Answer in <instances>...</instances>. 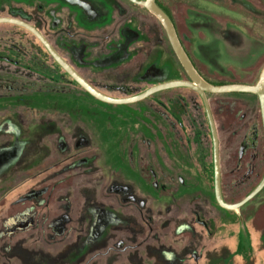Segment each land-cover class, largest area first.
I'll return each mask as SVG.
<instances>
[{
  "label": "rangeland",
  "instance_id": "rangeland-1",
  "mask_svg": "<svg viewBox=\"0 0 264 264\" xmlns=\"http://www.w3.org/2000/svg\"><path fill=\"white\" fill-rule=\"evenodd\" d=\"M157 2L203 79L257 82L264 0ZM3 7L0 16L12 12ZM142 24L144 61L76 70L113 98L188 80L160 23L150 15ZM206 97L222 196L234 204L264 177L258 99ZM0 264H264V188L238 210L218 205L209 126L195 92L172 88L133 103L98 101L30 33L0 24Z\"/></svg>",
  "mask_w": 264,
  "mask_h": 264
},
{
  "label": "flooded vegetation",
  "instance_id": "flooded-vegetation-1",
  "mask_svg": "<svg viewBox=\"0 0 264 264\" xmlns=\"http://www.w3.org/2000/svg\"><path fill=\"white\" fill-rule=\"evenodd\" d=\"M122 1L0 0V4L4 6L3 8L7 9V11H12L9 15H3L0 18L19 20L33 27L67 64L91 84L76 68L103 71L109 68L117 69L124 64L132 65L137 59L141 60L142 58L141 61L146 59L145 57H140L139 52L145 42V30H147L143 26L142 20L145 18L148 21V17L153 15L143 6L130 0H125V3ZM155 2L161 10L164 9L158 4L157 0ZM133 6L143 11L140 13V17L134 16L133 13L127 14L124 11L132 12ZM27 7L30 8V12L27 11ZM34 14H42L43 16L39 15L37 17L38 20H36ZM167 16L170 18L177 33L171 17L169 14ZM41 22H43V25ZM0 24L13 25L30 33L58 65L41 41L28 29L12 23ZM97 50L100 51L95 54ZM184 50L187 53L185 48ZM63 53H66V55L63 56ZM188 57L190 58L189 55ZM161 68L165 69L164 66ZM143 69L145 74L147 68L144 67V64L140 66L139 72L142 73ZM93 74L96 73L93 72ZM102 81L100 82L105 83V81ZM93 87L96 88L95 86ZM156 104L167 114L168 107L166 102L158 99Z\"/></svg>",
  "mask_w": 264,
  "mask_h": 264
},
{
  "label": "water",
  "instance_id": "water-1",
  "mask_svg": "<svg viewBox=\"0 0 264 264\" xmlns=\"http://www.w3.org/2000/svg\"><path fill=\"white\" fill-rule=\"evenodd\" d=\"M131 2L143 6L150 14H152L161 24L170 47L181 65L183 71L188 77V80H176L170 82H164L153 85L140 93L125 97V98H113L103 94L89 84L82 76H80L69 64H67L50 46V44L44 39V37L38 33L30 25L15 19L0 18V23H12L20 25L30 32H32L45 46L50 55L58 63V65L77 83L84 91L98 101L110 104H126L133 103L144 98L149 97L157 92L172 89V88H188L196 92L203 104L205 115L207 118L209 132L211 136L212 145V165H213V191L216 202L220 207L226 210H238L245 203L250 201L264 188V177L260 182L249 192L244 198L234 204H229L224 201L220 184V163H219V142L216 132L215 123L211 114V110L208 104L207 94H223V93H248L257 96L259 103V110L261 115L262 128H264V69L259 74L258 80L254 85H247L241 83L230 84H212L203 79L195 69L190 58L185 52L182 44L179 41L175 28L167 16V14L161 10L155 0H130Z\"/></svg>",
  "mask_w": 264,
  "mask_h": 264
},
{
  "label": "crops",
  "instance_id": "crops-1",
  "mask_svg": "<svg viewBox=\"0 0 264 264\" xmlns=\"http://www.w3.org/2000/svg\"><path fill=\"white\" fill-rule=\"evenodd\" d=\"M136 70H137V68H132V70L129 72V73H131V78L133 79L134 77H136V75H135V73H136ZM131 79V80H132ZM164 91V90H163ZM140 93V92H139ZM134 95H136V94H134ZM148 98V97H147ZM145 99V98H144ZM143 100V99H142ZM140 101V100H139Z\"/></svg>",
  "mask_w": 264,
  "mask_h": 264
},
{
  "label": "trees",
  "instance_id": "trees-1",
  "mask_svg": "<svg viewBox=\"0 0 264 264\" xmlns=\"http://www.w3.org/2000/svg\"><path fill=\"white\" fill-rule=\"evenodd\" d=\"M163 10H164V12H166L165 9H163ZM166 13H167V12H166ZM167 14H168V13H167ZM212 84H215V83H212ZM186 89H188V88H186ZM189 90H190V89H189ZM191 91H192V90H191ZM193 92H194V91H193ZM195 93H196V92H195ZM196 94H197V93H196Z\"/></svg>",
  "mask_w": 264,
  "mask_h": 264
}]
</instances>
